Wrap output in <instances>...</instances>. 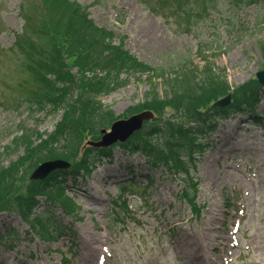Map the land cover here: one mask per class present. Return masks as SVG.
<instances>
[{
  "label": "rangeland",
  "instance_id": "374dc122",
  "mask_svg": "<svg viewBox=\"0 0 264 264\" xmlns=\"http://www.w3.org/2000/svg\"><path fill=\"white\" fill-rule=\"evenodd\" d=\"M69 1L112 30L115 46L165 66L167 78L182 79L191 70L204 77L202 69L209 66L210 72L225 71L235 90L264 66V0ZM70 14L68 0H0V146L22 126H37L35 142L43 140L44 147L63 145L56 134L63 111L47 115L38 105L29 108L41 85L25 52H50L57 43L54 34ZM110 64L97 58L86 68L89 76L107 77ZM186 66L191 69L180 70ZM128 74L121 75L123 86L101 100L116 119L143 114L153 122L155 108H143L156 81L160 99L149 105L163 104V81ZM171 110L166 108L165 118ZM249 119L241 113L218 119L211 147L197 155L190 170L196 179L188 177V188L201 210L178 195L185 187L181 178L164 167L149 173L140 153L130 155L117 145L113 160L99 158L90 172L67 178V190L80 205L76 213L47 208L41 196L43 222L51 230L58 228L56 222H67V236L44 240L20 213L0 212V264H264V123ZM89 138L85 144L93 142ZM26 155L20 147L0 160L12 168ZM17 231L22 234L16 236Z\"/></svg>",
  "mask_w": 264,
  "mask_h": 264
},
{
  "label": "trees",
  "instance_id": "16d2710c",
  "mask_svg": "<svg viewBox=\"0 0 264 264\" xmlns=\"http://www.w3.org/2000/svg\"><path fill=\"white\" fill-rule=\"evenodd\" d=\"M68 8L71 9L70 18L54 34L57 43L55 45L54 42L53 49L45 55H42L44 52L38 54L28 49L25 52L29 60L28 67L39 78L41 85L34 92L35 97H30L29 108L38 105L39 109L47 111V115L63 111L56 127L59 142L62 141L63 145L44 147L41 144L43 140L35 142L40 136L37 126H22L8 144L0 146V157L20 147L27 154L18 162V166L12 168L0 160V212L9 210L20 213L34 233L41 235L44 240L67 236L71 229L67 222H56L58 228L55 230L43 222L45 211L39 210L41 196L45 198L47 208L59 207L69 215L76 213L80 205L75 194L67 190V178L90 172L99 158L113 160V149L117 145L130 155L140 153L149 167V173L164 167L171 175L181 178L185 187L178 195L185 198L194 210H201L196 198L190 197L188 188V177L191 181L196 179L190 170L197 165V155L211 147L209 137L216 129L218 119L241 113L248 114L251 118L248 122L264 123V86L256 77L232 90L225 71L218 72L221 74L210 72L209 66L202 69V72L205 70L204 77L198 70H191L185 78H167L170 74L165 66L141 61L128 54L124 48L115 46L112 30L97 25L80 4L73 7L68 0ZM25 40L33 45L28 38ZM105 54L110 56L109 60L102 59ZM97 58L106 64L111 63L107 77H100L98 73L94 77L89 76L91 70L86 65ZM73 67H78V70L72 71ZM189 68L186 66L180 70ZM124 72L129 73L128 77L147 75L148 78L161 79L165 85L163 104L156 107L149 105L160 99L157 90L160 84L156 81L143 108H155L156 119L153 122L146 120L141 129L123 142L96 146L93 143L101 139L102 129H109L116 120L113 109L101 98L123 86L126 80L121 75ZM230 92L233 100L229 105H215L216 101ZM167 107L172 110L169 117L165 118ZM88 135L93 142L85 144ZM80 156L82 160H79ZM58 158L66 159L71 164L68 174L67 170L57 168L43 179L31 177L40 163ZM132 182L135 183V180ZM25 187H29L27 197L23 196ZM124 205H127V200H124ZM19 234L22 233L17 231L16 236Z\"/></svg>",
  "mask_w": 264,
  "mask_h": 264
},
{
  "label": "water",
  "instance_id": "95a60500",
  "mask_svg": "<svg viewBox=\"0 0 264 264\" xmlns=\"http://www.w3.org/2000/svg\"><path fill=\"white\" fill-rule=\"evenodd\" d=\"M256 74L260 82L264 85V69L258 70ZM230 101L231 94L217 101L216 105H227L228 103H230ZM143 121V114L133 115L129 118L119 119L115 121L111 126V131L103 129L104 135L98 145H110L118 140L123 141L127 139L135 130L142 127ZM65 165L66 161L64 160L46 161L36 169L34 175L36 177L45 176L53 168Z\"/></svg>",
  "mask_w": 264,
  "mask_h": 264
}]
</instances>
